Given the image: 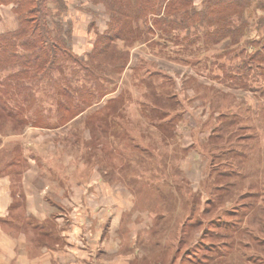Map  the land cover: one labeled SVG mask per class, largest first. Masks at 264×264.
I'll return each mask as SVG.
<instances>
[{"label":"rangeland","instance_id":"obj_1","mask_svg":"<svg viewBox=\"0 0 264 264\" xmlns=\"http://www.w3.org/2000/svg\"><path fill=\"white\" fill-rule=\"evenodd\" d=\"M59 1L68 52L54 71L8 84L17 68L0 69V176L13 180L0 214L14 223L0 259L55 264L57 246L61 264H264L263 81L233 78L245 55L189 27L117 40L124 57L109 60L95 55L105 7ZM13 7L0 4V34L17 27Z\"/></svg>","mask_w":264,"mask_h":264},{"label":"trees","instance_id":"obj_2","mask_svg":"<svg viewBox=\"0 0 264 264\" xmlns=\"http://www.w3.org/2000/svg\"><path fill=\"white\" fill-rule=\"evenodd\" d=\"M93 1L102 4L110 17L105 32L107 41H102L101 49H97L95 55L106 49V58L111 60L118 57L116 59L119 61L124 54H118L114 43L117 40L143 44L146 43L145 36L155 31L171 39V31L202 27L206 40L220 42L227 39V44L239 48L237 52L245 56L233 78H242L240 75L246 74V81L249 76L262 79L264 95V0H201L198 10L192 8L193 0ZM175 2L181 8L180 12L172 10ZM9 3L14 6L18 24L14 31L0 34V69L17 68L8 74V84L10 80L18 82L25 77L35 79L43 73V76L48 75L68 52L67 32L56 17L65 9L63 2L53 0L54 7L51 10L46 0H0V4ZM171 13L174 17L170 16ZM177 13H180L178 18ZM138 18H143L141 26H131L130 20ZM253 30L257 32L256 38L250 37ZM241 41L242 44H239ZM225 75L227 77V73ZM98 81L93 80L90 88L79 93L82 101L89 91L88 95L93 96L99 86ZM248 88L251 86L248 85ZM69 91L66 90L67 97H70ZM98 97L101 99L103 95ZM60 107L66 112L72 107L79 109L78 106L70 105Z\"/></svg>","mask_w":264,"mask_h":264},{"label":"crops","instance_id":"obj_3","mask_svg":"<svg viewBox=\"0 0 264 264\" xmlns=\"http://www.w3.org/2000/svg\"><path fill=\"white\" fill-rule=\"evenodd\" d=\"M37 174H38V172H37ZM23 179H24V177H23ZM12 181L13 180H11V178H9L8 176H0V207H1V202H5V203H7V204L4 205V208L5 209H7L9 207V203H10L9 202V199H11L10 196H11V189H12ZM21 182L23 183V181H21ZM45 191L46 192H44V194L46 195L47 194V190H45ZM24 194H26V191H25ZM62 210H64V209H62ZM67 212L68 211H65V213H67ZM53 214H55V213L54 212L53 213H49V215H47L43 219H41L40 220L41 221L40 224H42L44 222V220L47 219L48 217L51 218L53 216ZM60 216L61 217H65L66 215L63 214V215H60ZM69 217L72 218L71 216H69ZM56 222H58V221H56ZM13 226H14V223L12 221V217L11 216L8 217V216H4V215L0 214V233L2 232V227H3V229L4 228L5 229H8L9 228V229L12 230V229H14ZM64 238H65V241H66V237H64ZM65 241H64V245H65V243L67 245L68 242L67 241L65 242ZM3 248L4 247L0 244V253H2L1 250H3ZM15 249H16V246L15 245L11 247V250L12 251L15 250ZM72 249H75V246ZM51 250H49V252L52 253V254H49L48 255L49 258H50V261L54 260L55 261V264H61V260L59 259V255H58L59 254L58 247L56 246L55 249H51ZM69 252H71L73 254L75 251H72L70 249ZM28 256H29V252H27V250H26L25 251L26 261L29 258ZM0 257H1V255H0ZM9 258L10 259H7V258L4 257V259H2V260L0 259V264H24L25 263L24 260H20V257L17 254H15L13 256L11 255V256H9ZM62 263H63V261H62Z\"/></svg>","mask_w":264,"mask_h":264}]
</instances>
